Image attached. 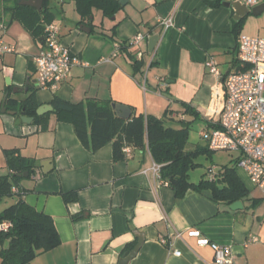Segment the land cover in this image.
<instances>
[{"label":"crops","instance_id":"crops-1","mask_svg":"<svg viewBox=\"0 0 264 264\" xmlns=\"http://www.w3.org/2000/svg\"><path fill=\"white\" fill-rule=\"evenodd\" d=\"M124 1L112 18L94 10L92 30L79 24L75 0H46L44 8L60 26V41L82 64L72 68L56 91L32 84L39 106L50 104L55 95L73 102L112 99L131 107V116L167 115L174 127L181 126L180 120L198 121L204 125L200 132H211L225 103L224 79L241 64V36L264 37V8L258 9L264 0L252 7L240 0L249 8L247 13L242 5L225 4L237 0ZM18 3L0 0V21L5 24L0 36L15 47L0 57L2 103H7V96L18 101L28 96L29 89L14 92V88L36 80L33 59L43 41L42 31L32 32L14 15L12 8ZM168 17L174 25L166 28L162 20ZM137 33L146 37L133 45L130 40ZM155 34L160 38L150 52L149 38ZM210 58L218 63L220 75L206 67ZM2 103L0 168L8 169L6 149H18L35 161L34 172L21 181L23 198L53 216L61 236L57 247L40 253L30 264H119L128 253H123L126 246H136L139 238L143 243L129 264H213V249L201 245L193 230L211 242L230 245L233 260L227 264H264V199L252 196L260 190L244 170L236 167L252 200L241 201L242 208L232 209L228 202L215 199L211 190L190 189L177 197L152 169L148 149L129 146L130 157L114 160L112 143L89 150L73 124L59 121L53 112L45 128L33 122L16 124L18 117L2 112ZM220 169L214 167L215 178ZM71 191L78 193V200L66 202L62 193ZM17 200L14 196L7 204Z\"/></svg>","mask_w":264,"mask_h":264},{"label":"trees","instance_id":"trees-1","mask_svg":"<svg viewBox=\"0 0 264 264\" xmlns=\"http://www.w3.org/2000/svg\"><path fill=\"white\" fill-rule=\"evenodd\" d=\"M45 4L46 0L41 11L19 3L12 9L29 30L43 32L41 19L52 21V16L44 8ZM75 6L81 16L79 24H86L92 30H95L94 10H100L104 17L112 18L122 8L119 0H75ZM139 64L138 61L134 63L137 68ZM246 68L241 63L236 71ZM50 104L57 119L72 123L81 143L91 151L112 143L114 160H122L126 157L123 151L125 146L148 149L153 161L161 166V179L169 183L177 197H183L192 189L199 192L211 190L215 199L229 204L252 200L248 188L236 173L237 159L234 165L223 166L214 179L190 180L191 169L200 165L197 158L211 153L207 145L196 144L192 149L187 148L190 121L180 120L181 126L174 127L168 123L167 115H132L124 119L117 115L114 109L117 102L112 99L88 98L73 102L55 95ZM6 107L16 110L17 117L22 114L34 117L33 123L44 128L52 114H37L39 104L33 87H29L28 96L21 101L7 96ZM186 111L197 115L191 108L187 107ZM4 153L9 173L0 174V203L7 197L18 196V200L0 211V223H11L8 230L0 229V264H30L40 253L57 247L61 243V236L53 216L38 211L23 198L26 191L22 189L21 181L26 173L31 176L34 172L35 161L22 156L18 149H6ZM15 186L19 187V193L13 192ZM62 195L66 202L78 200L76 191ZM254 202H258V199H254ZM5 241L8 244L3 246ZM134 247L135 243L128 244L123 253L130 252Z\"/></svg>","mask_w":264,"mask_h":264},{"label":"built area","instance_id":"built-area-1","mask_svg":"<svg viewBox=\"0 0 264 264\" xmlns=\"http://www.w3.org/2000/svg\"><path fill=\"white\" fill-rule=\"evenodd\" d=\"M249 7L258 5L263 0H242ZM166 28L174 25L172 18L162 20ZM43 26V41L40 51L33 61L36 67V83L41 89L56 91L60 84L68 79L72 68L82 64L73 55L70 48L60 41V26L46 19L41 20ZM5 24L0 21V30ZM146 35L137 33L131 44L139 45ZM15 50L13 45L6 44L0 36V57ZM142 51L138 55L142 57ZM238 56L240 62L247 66L243 71L229 73L224 79V106L220 112L217 127L211 132L203 130L200 135L208 140L211 151L224 150L237 152L236 167L244 170L254 185L261 191L264 198V37L242 35L240 38ZM206 67L213 74L220 75L218 63L214 58L206 61ZM126 157L132 155V149L125 146ZM161 166L153 163L152 169L159 179ZM211 179L215 178L214 168L208 170ZM165 184H169L164 181ZM14 193H19V187H13ZM11 223H0L1 230H8ZM192 233L199 237L201 245H210L214 251L213 264H227L233 260L230 245L211 242L201 236L200 231ZM166 243V240H163ZM180 255V251H175Z\"/></svg>","mask_w":264,"mask_h":264},{"label":"water","instance_id":"water-1","mask_svg":"<svg viewBox=\"0 0 264 264\" xmlns=\"http://www.w3.org/2000/svg\"><path fill=\"white\" fill-rule=\"evenodd\" d=\"M18 2L20 5L30 6V7L37 9L38 11L42 10L43 4H44V0H18ZM120 2L123 4L125 1L121 0ZM225 4L228 6L232 4V6H234V7H235V5L236 6L242 5V6H244L245 13H247L249 11V8L245 4H243L240 0H237V2H234V3L226 2ZM262 8H264V5H261L258 9H260V11H261ZM253 13H258V12L256 9H254ZM241 15H242V13H241ZM82 29L84 31H87V32L90 31V28H88V27H83ZM159 38L160 37L158 34L152 35L149 38V51L150 52H152L155 49V47L159 41ZM32 84H37L36 80L28 79L27 80V85H28L27 87H25V88L15 87L14 92L28 91L29 87ZM114 109H115V111L119 117H122L124 119H128L131 117V113H132L131 107H129L127 105L117 103L114 105ZM1 110H2V112H7L10 115H16V113H17L16 110H7L6 100L3 101ZM53 111H54V108L51 104H43V105H40L38 107L37 114L38 115H45V114H47L49 112H53ZM33 121H34V117H29V116L22 114L20 117H18L16 119V124H20V123L31 124ZM26 176H27V173H26ZM242 207H243V204L241 201H236L233 204H231V208L234 210H237V209L242 208ZM142 243H143V238H139L137 245L130 252L126 253L124 256H122L120 258L119 264H129L131 259L134 258L135 255L137 254V252L139 251Z\"/></svg>","mask_w":264,"mask_h":264},{"label":"rangeland","instance_id":"rangeland-1","mask_svg":"<svg viewBox=\"0 0 264 264\" xmlns=\"http://www.w3.org/2000/svg\"><path fill=\"white\" fill-rule=\"evenodd\" d=\"M264 67V65H263ZM2 101H0V104ZM178 125V124H177ZM204 125L201 124L198 121H193L190 124V135H189V142L187 145V148L192 149L196 144H204V140L201 139L199 136V132L202 129ZM238 156L237 152H228L224 150H217L212 151L209 154L201 155L197 158V162L200 164L198 167L192 168L190 171V180L193 182H199L203 178H207L209 173L208 170L210 168H222L225 165L232 166L234 165V161L236 157ZM219 170V169H218ZM8 173V169L6 168H0V174H6ZM245 182L249 188H251L250 181L244 176ZM26 179H23V181ZM252 189V188H251ZM258 196L261 195V191L258 190L253 191L252 196ZM11 197L5 198V200L0 204V210L5 208L8 204L7 202H10ZM264 199V198H262ZM264 201V200H263ZM262 201V202H263ZM1 247V245H0Z\"/></svg>","mask_w":264,"mask_h":264}]
</instances>
